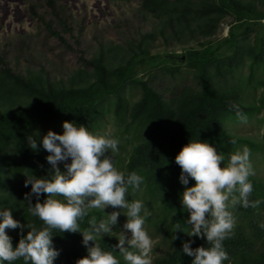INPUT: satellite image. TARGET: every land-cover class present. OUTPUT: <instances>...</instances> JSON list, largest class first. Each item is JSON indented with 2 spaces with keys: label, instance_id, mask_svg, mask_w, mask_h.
Here are the masks:
<instances>
[{
  "label": "rangeland",
  "instance_id": "rangeland-1",
  "mask_svg": "<svg viewBox=\"0 0 264 264\" xmlns=\"http://www.w3.org/2000/svg\"><path fill=\"white\" fill-rule=\"evenodd\" d=\"M50 1L52 5L49 0H0V118L23 113L36 103L7 74L3 64L35 90L61 101L69 92L86 89L101 79L116 84L129 62L141 54L172 55L184 61L178 64L172 59L159 69L140 63L134 80L146 82L158 92L173 115L169 131L178 132V122L197 103L202 91L199 68L187 62L186 56L191 51L211 48L217 54L214 64L207 68L208 78L217 99L227 104L220 113V126L237 140V149L244 145L251 149L255 174L250 177L264 180V20L250 29L245 20H239L232 11L218 10L220 0ZM234 1L264 15V0ZM233 30L234 45L229 42ZM122 96L125 100L122 113L125 114L117 115L115 97L106 99L99 120L101 126L94 133L111 134L119 139V151L113 156V162L124 172L132 149L127 138L130 137L133 144L139 143L147 128L133 119L143 98L140 88L129 85ZM233 104L247 116L246 123L237 118ZM63 123L53 120L41 125L36 131L37 138L42 140L50 130L63 134ZM201 134V137L209 136L205 131ZM214 147L220 154V149ZM39 148L43 149L42 143ZM43 152L46 159L50 153L44 149ZM13 155L4 153V162H0L1 204L9 200L27 202V194L31 192V185L26 187L25 180L33 174L26 171V164L21 160H10ZM70 162L69 159L67 163ZM59 167L62 172L67 171L65 162ZM49 169L51 172L50 164ZM15 187L19 193L13 195ZM169 193H174V189ZM31 202L36 203L34 195ZM113 211L121 210L109 206L105 213L99 209H90L89 213H96L99 221ZM126 221L121 211L118 224L113 226L116 232L103 238L118 244L117 236L124 231ZM144 228L152 237L148 222ZM152 239L153 264L162 247L161 239ZM55 240L53 235V244Z\"/></svg>",
  "mask_w": 264,
  "mask_h": 264
},
{
  "label": "trees",
  "instance_id": "trees-1",
  "mask_svg": "<svg viewBox=\"0 0 264 264\" xmlns=\"http://www.w3.org/2000/svg\"><path fill=\"white\" fill-rule=\"evenodd\" d=\"M49 4L52 5V1L49 0ZM218 10L232 11L239 20H245V24L250 29L257 24L256 22L264 20V15L243 8L234 0H220ZM46 27L51 33L57 35L50 26L46 25ZM231 37L229 42L234 45L236 43L234 30ZM216 54V50L210 48L203 52L191 51L186 56L187 62L199 68L202 91L197 103L185 113L183 120L178 122V132L169 131L173 115L162 97L149 84L136 81L134 77L140 63H145L152 69H159L172 59L181 64L184 58H176L172 55L141 54L129 62L120 73L116 84H109L105 79H101L86 89L69 92L61 101L54 100L45 92L35 90L24 78L14 74L3 64L7 74L14 78L36 100V103L23 113H14L0 118V162H4V153L12 152L15 156L13 155L10 160L13 162L21 160L26 164V171L38 178L48 177L51 172L43 149L33 150L29 145L28 137H37V129L53 120L73 121L77 125L88 127L94 133L95 129L101 126L99 120L102 119L106 99L115 97L116 113L119 116L125 114L122 113L125 106L123 91L129 85L140 88L143 98L135 109L133 119L146 126V134L142 136L141 142L135 144L131 142L130 137L127 138L132 149L128 154L123 173L127 176L136 171L144 177V182L141 185V191H133L129 188L127 198L130 201L135 199L144 201L145 206L152 213L146 222L151 228L152 237L161 239L162 247L160 255L154 259L153 264H192L193 257L182 251L183 242L194 240L191 245L193 248L207 247L208 242L206 238L190 237L187 233L176 230L177 225L185 231L189 230V226L184 223L189 213L183 209L181 203L185 186L179 180L181 168L175 162V157L191 139H200L216 146L226 160L238 146L237 140L228 136L220 126V113L227 108V104L217 99L208 78L207 68L216 61ZM204 131L208 132L209 136L201 137ZM232 140L236 143L233 144ZM5 179L9 180V178ZM249 180L253 185V191L249 196L250 201L260 200L262 203L256 208H244L238 205L229 209L234 216L235 226L234 234L223 242L229 255V259L224 261V264H264V228L261 227L264 224V180L252 177H249ZM195 183L190 178L188 187L194 186ZM171 189H174L172 194L169 193ZM13 190V195L19 193L18 187ZM46 198V195H42L41 202ZM27 202L9 200V202L0 203V208H11L15 219L24 224L29 222L37 229H42L46 225L38 217L31 216L27 210ZM93 217L97 219V214L94 212L80 221L82 230L89 227V221ZM29 230L25 228L23 235H27ZM6 231L13 240V246H18L21 239L20 229H6ZM52 235L57 238L53 245L60 251L54 264H76L78 259L87 255V249L82 243V233H62L53 229ZM99 242L107 251H114L113 248L117 245L110 239L102 238ZM114 254L119 258L118 252L114 251ZM15 264H23V261L18 260ZM121 264H124L122 258Z\"/></svg>",
  "mask_w": 264,
  "mask_h": 264
},
{
  "label": "clouds",
  "instance_id": "clouds-1",
  "mask_svg": "<svg viewBox=\"0 0 264 264\" xmlns=\"http://www.w3.org/2000/svg\"><path fill=\"white\" fill-rule=\"evenodd\" d=\"M232 108L237 118L246 123L247 116L239 106L233 104ZM28 142L33 150H39L42 143L43 149L50 153L46 158L52 166L50 175L27 176L25 180L26 187L31 185L27 210L46 226L37 229L29 222L24 224L13 217L11 208H0V264H15L18 260L23 264H54L60 251L53 245V229L62 233H82L87 255L76 264H121V258L124 264H152L154 241L144 228L152 213L144 201L127 198L129 188L142 190L144 177L136 171L125 176L115 167L113 156L119 151L118 138L92 133L88 127L65 121L63 134L50 130L42 140L30 136ZM231 142L236 143L235 140ZM250 157L251 149L244 145L230 153L226 160L213 145L200 139H191L175 157L181 168L179 180L185 186L181 203L189 213L184 221L189 230L179 225L176 230L190 237L206 238L208 242L207 247L197 248L191 247L194 240L183 242L182 251L193 257L192 264H224L229 255L223 242L231 238L235 226L229 209L238 205L256 208L262 203L249 199L253 191L249 177L255 174ZM69 159L71 162L67 163ZM61 162H65L66 172L60 169ZM221 162H225L223 167ZM190 178L196 183L188 187ZM33 195L35 204L31 202ZM42 195L47 196L43 202ZM109 206L120 209L127 217L124 231L117 236L119 243L113 248L119 258L114 251L102 248L99 240L116 232L113 226L118 224L121 211H113L99 221L93 217L86 229L80 226L90 209L105 213ZM261 227L264 228V224ZM25 228L30 229L27 235H23ZM6 229H20L18 246H13Z\"/></svg>",
  "mask_w": 264,
  "mask_h": 264
}]
</instances>
